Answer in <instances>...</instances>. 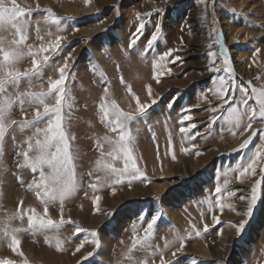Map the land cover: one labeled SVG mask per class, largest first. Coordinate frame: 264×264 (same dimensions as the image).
Listing matches in <instances>:
<instances>
[{"label":"rangeland","instance_id":"rangeland-1","mask_svg":"<svg viewBox=\"0 0 264 264\" xmlns=\"http://www.w3.org/2000/svg\"><path fill=\"white\" fill-rule=\"evenodd\" d=\"M17 3L34 10L31 20L40 21V37L43 42L52 38L48 35L49 31L53 35L62 34L66 37L63 51L53 56L51 67L43 71L42 83L45 89L49 79L58 78L57 68L64 63V58L69 53L72 54L67 80V88L74 98L70 132L75 137L73 150L78 153L77 178L82 187L65 201L63 215L66 220L70 217L72 222L84 229L98 231L103 247L95 256L93 264H100L101 261L103 264H124L133 236L144 234L146 222H141L138 217L141 209H152L162 214L152 243L156 248L161 245L159 249L163 251L166 262L175 264V259L178 258L181 264H264V178L245 177L241 183L237 179L239 173L233 171L261 143L260 133L257 132L248 148L234 151L248 137L251 129L243 135L240 134L242 129L236 130L237 135L233 136L227 131L225 121L229 107H244L239 103V94L233 90V85L264 87V0H206V7L200 0H17ZM176 5L179 7H173ZM47 9L62 18L64 32H58L55 25L44 23L43 17L48 14ZM156 9L166 11L149 17L148 14ZM136 13L141 14L139 20ZM141 22L145 24L143 37L134 50H130V40ZM157 24L162 28L160 39L153 49L146 50V41ZM217 36L230 57L233 69L231 76L223 71L213 73L209 70L212 61L207 53L220 52V46L215 42ZM40 37L37 36L33 23L30 25L28 42L38 48L42 42ZM257 48L260 49L259 53H255ZM169 49L176 50L173 57L179 56L180 60L175 64L170 62L171 58L165 61L164 74L157 83L154 79V64ZM93 62L97 65L95 74L90 67ZM216 63L222 66V57L218 56ZM19 67L21 70L31 67L30 59H26ZM168 69H171L170 74ZM101 72L104 74L103 78ZM221 75L228 81L225 87L232 102L225 105L223 110L212 113L208 109L219 105L221 100L209 89L216 88ZM40 84L41 82H35L33 90H39ZM148 85H151L153 91L151 98L147 93ZM26 87V84L23 85L22 90ZM105 87L109 89V100H115L125 111L136 107L129 87L142 103L150 104L151 99H156L157 104L148 109L146 121L140 120L138 125H132L133 134L137 137L133 145V157L136 162H141L137 163V167L145 172L146 181H135L136 184L133 182L131 186L126 182L119 186L113 185L114 195L113 186L101 188L99 193L104 200L100 201V211L97 212L90 198L94 193L87 185L95 182V176L100 174L96 172V161L102 158L98 144L104 143L106 135H111L100 120L99 104L104 98ZM173 99L175 103L169 109V102ZM186 106L190 109L186 114H190L193 119L184 122L183 126L187 127L189 123L196 125L189 133L195 135V139L191 141L179 131L180 116ZM32 115L34 109H29L27 118L30 119ZM213 116L218 119L212 121ZM12 118L19 121L25 115L16 108ZM260 127V123H253L254 129ZM31 134V131L22 134L18 130L10 133L3 154H0V161L7 166L6 173L0 174V219L15 212L21 206L20 201H23V208L35 207L38 212L43 213V206L37 200L35 192L27 187L32 182L33 174L29 169L17 168V163L22 161V157L18 155L20 145ZM192 144L196 145V149L191 147ZM137 145L143 150L142 157L135 154ZM104 148H108L106 143ZM182 148H188L191 154L182 151ZM197 149L200 151L199 156L195 155ZM173 153L176 155L175 160L172 159ZM151 157L154 161L157 160L155 167ZM121 163L119 165L122 167ZM161 165L164 169L160 170ZM169 167L181 173L186 171L187 175L177 177L181 174H176L177 172L174 175L166 174ZM225 173L228 175L229 185L220 196L225 204L221 211L215 203V187L217 183H223ZM255 179H262L258 186L260 199L242 238H237L235 229L230 225L244 218L243 212L246 211L248 201L239 197L251 195ZM174 182L178 185L173 184ZM161 187L164 190L156 193L155 189ZM242 187L245 193H240ZM140 188H144L145 195L150 196L140 197ZM228 190L233 191L234 195L229 197ZM85 191L88 196H85ZM133 192L135 194L131 197L136 195L135 199H123L125 193ZM155 197H160V200L156 201ZM208 201L212 203L211 210ZM228 205L236 211L230 210ZM106 211L113 212L114 215L104 214ZM50 215L58 220L59 207L50 208ZM213 215L219 216V224L212 219ZM99 218L101 219L98 220ZM147 218L150 219V216ZM13 224L20 226L21 222L17 220ZM193 224L201 231V236L196 237L193 233L184 241V252L177 253V258H173L171 253L178 243L174 247L172 245L169 249H163L164 241H167L165 237L172 241L176 232L187 236L192 231ZM205 224L209 226L207 232L203 231ZM133 225L136 226L135 232ZM23 226L26 227V218ZM19 238L20 250L24 256L13 253L8 247L10 238H4L0 239V259H12L15 264H23L25 258L28 264H77V261L89 264L81 258L94 248L91 243H86L80 252L73 255L82 240H90L87 232L74 235L73 223L66 224L58 233L49 232L47 237L24 232L19 234ZM58 240L61 248L57 247ZM210 251L221 252V256L212 259L209 257ZM145 254L148 253L135 252V256L140 259ZM153 261L154 264H160L159 253L154 257L150 256L149 264H153Z\"/></svg>","mask_w":264,"mask_h":264},{"label":"snow or ice","instance_id":"snow-or-ice-1","mask_svg":"<svg viewBox=\"0 0 264 264\" xmlns=\"http://www.w3.org/2000/svg\"><path fill=\"white\" fill-rule=\"evenodd\" d=\"M200 2L201 4H205L206 7V0H200ZM37 8H39V5H37ZM33 11L31 8L26 9L21 7L17 3V0H0V154H3L4 145L10 133H14L17 130L22 134L31 131L32 134L27 136L26 140L20 145L21 151L18 155L22 157V161L17 163V168L20 170L29 169L33 174L32 182L27 187L29 190L35 192L37 200L43 206V213L38 212L35 207L23 208V201H20L21 206L15 212L8 213L3 219H0V239L10 238L8 247L17 256L23 257L24 253L20 250V233L43 234L47 237L49 232L55 231L58 233L66 224L73 223L74 235L87 232L90 237V240H82L75 248L73 255L80 252L86 243H91L94 245L93 251L88 252L81 259L88 261L89 264H93L95 256L99 254V251L103 247L98 231L84 229L79 224L72 222L70 217L66 220L63 215L65 201L73 197L82 187L80 180L77 178L76 162L78 153L73 150L75 137L70 132L74 98L67 88V80L72 54L69 53L64 58V63L57 68L59 73L58 78L49 79L47 88L45 89L42 83L43 71L51 67V58L63 51V43L66 41V37L62 34L53 35L49 31L48 35L52 38L47 42H43V38L40 37L42 31L40 21L33 22L31 20ZM46 11L48 14L43 17L44 23L46 25H55L58 32H64L65 28L61 25L62 18L56 16L51 9H47ZM164 11L166 10L156 9L148 15L149 17L158 16ZM117 15H119L118 9ZM140 15V13H136L138 20L140 19ZM33 23H35L37 36L42 40L38 48H34L33 44L28 42L30 25ZM144 29L145 24L139 23L136 32L133 33L130 40V50H134L141 40ZM161 32V25L157 24L153 33L146 41V50L153 49L160 39ZM215 42L220 46V52L209 51L207 53L212 61L209 70L213 73L223 71L230 76L233 75L230 57L224 46L220 44L219 36H217ZM174 51L176 50H167L159 56V62L154 64V68L156 69L154 79L157 83H159L160 76L164 74V62L168 61L169 58H171L170 62L173 64L180 60L179 56L173 57ZM259 52L260 49L257 48L255 53ZM218 56L223 59L222 66L216 63ZM26 59H30L31 67L21 70L19 65ZM90 67L94 70L95 74L97 65L93 62L90 64ZM168 73H171V69H168ZM103 75V72H101L102 78ZM35 82H41L39 90H33ZM227 83L228 81L221 75L216 88L209 89L210 92H214L215 96L221 100L219 105L208 109L212 113H217L223 110L225 105L231 104L232 97L225 87ZM25 84L27 87L22 90V86ZM249 85H251V82H249ZM233 90L239 94V103L244 107L234 106L228 108V114L225 116V121L228 125L227 131L236 136V130L242 129L240 134L243 135L251 129L248 137L234 151L248 148L253 138L257 136L258 131L261 141L247 157L246 161L238 169H233V171L239 173L237 179H240L241 183H243L242 178L245 177L260 176L264 178V87H237L233 85ZM129 93L135 100L136 107L134 110L125 111L115 100H109L108 87L104 88V98L99 104L100 120L108 128L111 135H106L103 138L104 143L108 145L107 149L104 148V143L98 144L102 158L96 161V172L100 174L95 176V182H90L87 185L94 193L90 198L97 212L100 211L98 205L102 197L95 193H98L100 188L106 186L112 187L113 185L119 186L125 182L128 186H131L133 181H140L141 183L146 181L145 173L137 167V162L133 157V145L137 137L133 134L132 125L134 123L138 125L140 120L146 121L148 109L156 105L157 100L151 99L150 104L142 103L139 96L132 92L130 87ZM147 93L150 98L153 96L151 85L147 86ZM174 103L175 99L169 102V109L173 107ZM16 108H19L24 113V119L17 121L12 118ZM29 109H34V115L30 119L27 118ZM188 112H190V109L186 106L180 116L181 127L179 131L186 139L191 141L195 139V135H189V133L196 125L189 123L187 127L183 126L184 122H190L193 119L190 114H186ZM217 119V116L211 118L212 121ZM253 123H260L261 127L254 129ZM12 138L13 140L15 139L14 136ZM169 145L171 146V138L169 139ZM191 147L196 149L195 144H192ZM182 151L191 154L188 148H182ZM195 155H200L198 149L195 151ZM172 159H176L174 153ZM120 162H122V167L119 166ZM6 171V164L0 161V174L6 173ZM89 175H92V173H89ZM224 176L223 183H217L215 187V193L217 194L215 203L220 207L221 211H223L225 204L221 201L220 196L224 190L228 189L229 185L227 173ZM261 183L262 179H255L251 186V195L249 197H239L241 200H247L248 203L246 211L243 212L244 218L230 225V227L235 229L237 238H242L246 226L254 215L255 206L260 199L258 196V186ZM112 193L113 195L115 194V187H112ZM84 194L88 196L87 191ZM227 195L231 197L234 193L228 190ZM154 199L159 201L160 197H155ZM208 204L209 210H211L212 203L208 201ZM57 206L60 211L58 220L53 219L50 215V208ZM228 207L230 210L236 211L231 205H228ZM104 214L109 216L114 215L110 211H106ZM148 216H150V219L147 218ZM138 217L141 222H146V227H143L144 234L138 237L136 235L133 236L131 247L125 254L126 259L124 264H149L148 257L143 259L137 258L135 252H145L151 257L159 253L160 264H172V262L165 261L162 250L158 248L154 250L152 243L155 228L161 220L162 214L152 209H141ZM25 218L26 227L23 226ZM212 219L217 224L221 222L217 215H213ZM17 220L21 222L20 226L13 224ZM208 227L205 224L203 231L207 232ZM133 231H136L135 225H133ZM193 233L196 237L201 236V231L196 228L195 224L192 225V231L188 232L187 236L176 232L172 241L165 242L164 249H169L173 244L178 243L175 251L171 253L173 258H177V253L184 252V241L190 238ZM218 234L222 235V233ZM57 247H62L59 240L57 241ZM0 264H15V262L12 259L5 258L0 259ZM23 264H28L26 258ZM77 264H81V262L77 261ZM100 264H103V262L101 261ZM175 264H181V261L177 258L175 259Z\"/></svg>","mask_w":264,"mask_h":264},{"label":"bare ground","instance_id":"bare-ground-1","mask_svg":"<svg viewBox=\"0 0 264 264\" xmlns=\"http://www.w3.org/2000/svg\"><path fill=\"white\" fill-rule=\"evenodd\" d=\"M259 13V12H258ZM264 19V18H263ZM263 21V20H262ZM259 23H260V21H259ZM261 26V25H260ZM261 28V27H260ZM263 30V29H262ZM258 32V31H257ZM263 40V39H262ZM257 41V40H256ZM262 48V47H261ZM263 48H264V46H263ZM263 50V49H262ZM183 142V141H182ZM140 146V145H139ZM136 148V147H135ZM137 149L138 150H136L135 152V154L139 157H142V155H141V152L143 151V150H141L142 148H139L138 147V145H137ZM134 150V149H133ZM147 152V151H146ZM143 154V153H142ZM99 157H100V155H99ZM152 158V162H153V167H155L156 166V164H155V162L157 161H154V158L153 157H151ZM101 159V158H100ZM137 163H141V162H137ZM122 164V163H121ZM119 166H121V165H119ZM158 166V165H157ZM159 169L161 170V169H164V167H162V165L161 166H159ZM159 169H157V170H159ZM166 169V168H165ZM177 169V168H176ZM156 170V169H155ZM156 170V171H157ZM167 173L166 174H175L176 172V174H178V173H181V172H178L177 170L176 171H174V169L173 168H171V167H169L168 169H167ZM166 172V170H164V173ZM145 173V172H144ZM163 173V174H164ZM187 172L186 171H183V173H181V174H178L177 175V177H179V175H184V176H186L187 174H186ZM134 183H135V181H133ZM136 184V183H135ZM173 184H175L176 186L178 185L177 184V182H174ZM140 185V184H139ZM143 185V184H142ZM245 185V184H244ZM114 187V186H113ZM179 187V186H178ZM245 187V186H244ZM109 188H111V187H109ZM101 189V188H100ZM141 190L140 191H138L139 192V196L140 197H142V196H147V195H145L146 194V192H145V189L144 188H140ZM164 189L161 187V188H156L155 189V191H156V193H160V192H162ZM240 193H245V189L242 187V189H240ZM98 194L102 197V194L101 193H99L98 192ZM135 194V192H133V193H131V194H129V193H125V197L123 198L124 200L126 199L127 201L128 200H132L135 196H133V197H131L132 195H134ZM149 196H150V194H149ZM149 196H147V197H149ZM151 196H153V194H151ZM135 199V198H134ZM104 200V198H102L101 199V201H103ZM101 218H99L98 220H100ZM224 228V227H223ZM167 232H165V234H166ZM160 236V235H159ZM161 236L162 237H164V235H162L161 234ZM161 238V237H160ZM166 239H167V241H171V238L169 239V238H167V237H165ZM159 239V238H158ZM165 239V240H166ZM224 239L225 238H223V242H224ZM172 240H173V238H172ZM219 240V239H218ZM212 241V240H211ZM226 241V240H225ZM218 242V241H217ZM216 242V243H217ZM221 242V241H220ZM156 243V242H155ZM209 243V242H208ZM159 244H161V241H160V243ZM164 244H165V241H164ZM218 244V243H217ZM223 244V243H222ZM221 245V243L218 245V247ZM155 246V245H154ZM157 246H159V245H157ZM161 246V245H160ZM160 246H159V248H160ZM176 246V245H175ZM205 246V245H204ZM173 247H174V244H173ZM217 247V246H216ZM155 248H156V246H155ZM158 248V249H159ZM162 248V247H161ZM163 249H164V247H163ZM219 249H221V248H219ZM215 250H217V249H215ZM203 251V250H202ZM218 251V250H217ZM226 251V250H225ZM226 254V253H225ZM146 255H148V254H145L144 255V258L145 257H148V259L150 258V256H146ZM170 255V254H169ZM210 256L209 257H212V259H218V257H220L221 256V252H218V253H213V252H211L210 251V254H209ZM207 256H208V254H207ZM224 257V256H223Z\"/></svg>","mask_w":264,"mask_h":264}]
</instances>
